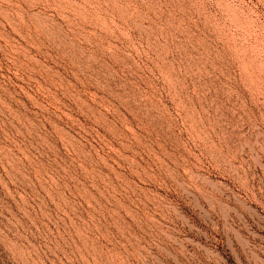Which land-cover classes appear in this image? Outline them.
<instances>
[{"label":"rangeland","instance_id":"1","mask_svg":"<svg viewBox=\"0 0 264 264\" xmlns=\"http://www.w3.org/2000/svg\"><path fill=\"white\" fill-rule=\"evenodd\" d=\"M0 264H264V0H0Z\"/></svg>","mask_w":264,"mask_h":264}]
</instances>
